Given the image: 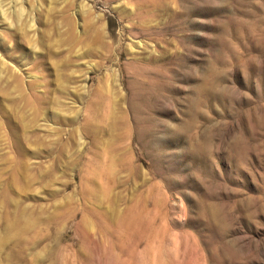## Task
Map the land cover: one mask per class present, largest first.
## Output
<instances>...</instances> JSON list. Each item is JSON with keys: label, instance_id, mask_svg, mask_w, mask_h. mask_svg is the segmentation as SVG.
<instances>
[{"label": "rangeland", "instance_id": "374dc122", "mask_svg": "<svg viewBox=\"0 0 264 264\" xmlns=\"http://www.w3.org/2000/svg\"><path fill=\"white\" fill-rule=\"evenodd\" d=\"M13 1L0 264H264V0Z\"/></svg>", "mask_w": 264, "mask_h": 264}, {"label": "bare ground", "instance_id": "6f19581e", "mask_svg": "<svg viewBox=\"0 0 264 264\" xmlns=\"http://www.w3.org/2000/svg\"><path fill=\"white\" fill-rule=\"evenodd\" d=\"M14 4H12L13 7H15V10H16V13L14 15V17H17V16H20L22 11H23V6H22V3H20V0H15L13 1ZM10 5L8 2H6V0H0V11H2V20H3V17H5V20H8L9 18L4 14V11L6 8H8ZM7 11V10H6ZM6 13V12H5ZM5 15V16H4ZM22 16V15H21Z\"/></svg>", "mask_w": 264, "mask_h": 264}]
</instances>
